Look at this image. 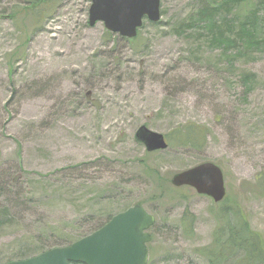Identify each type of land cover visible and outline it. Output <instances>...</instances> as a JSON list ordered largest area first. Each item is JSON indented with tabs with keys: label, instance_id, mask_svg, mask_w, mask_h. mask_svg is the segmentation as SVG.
Wrapping results in <instances>:
<instances>
[{
	"label": "rangeland",
	"instance_id": "obj_1",
	"mask_svg": "<svg viewBox=\"0 0 264 264\" xmlns=\"http://www.w3.org/2000/svg\"><path fill=\"white\" fill-rule=\"evenodd\" d=\"M47 4L37 23L17 14L29 0H0V264L136 204L155 220L147 264H209L220 205L170 184L202 163L264 242V53L229 63L201 33L177 35L194 0H161L159 26L145 20L134 41L89 26L90 0ZM185 124L206 130L199 152L173 140ZM142 126L168 148L147 153Z\"/></svg>",
	"mask_w": 264,
	"mask_h": 264
},
{
	"label": "trees",
	"instance_id": "obj_2",
	"mask_svg": "<svg viewBox=\"0 0 264 264\" xmlns=\"http://www.w3.org/2000/svg\"><path fill=\"white\" fill-rule=\"evenodd\" d=\"M49 1L29 0V6L24 7L17 14L26 17L32 15V19L39 23L45 17L44 9L42 11L41 8L47 6ZM194 3L196 4L195 9L176 27L177 35L188 36L189 33H201L203 40L211 48L221 50L222 56L229 63L237 60V53H243V55L264 53L262 32L264 0H194ZM159 24L158 22L153 25L159 26ZM107 36L108 38L113 37L109 33ZM242 80L249 86L255 80V76L246 74ZM173 135V140L178 147L197 152L203 148L207 138L206 130L195 124L180 126L173 130ZM225 202L227 198L219 204L220 208L215 214L219 226L214 232L213 242L208 250L212 257H208L209 264H223L226 260H232V264H264V242L261 235L251 229L247 218L241 211L234 208L230 210L223 208ZM4 211L0 212V218L4 217ZM111 218L108 217L104 222H96L97 224L92 229L86 234H80L74 241L63 245L60 243L47 247L41 246L31 257L53 248L68 246L97 231ZM181 222L190 228L193 218L185 212ZM31 257L19 256L14 261ZM10 262L13 261L9 260L7 263Z\"/></svg>",
	"mask_w": 264,
	"mask_h": 264
},
{
	"label": "water",
	"instance_id": "obj_3",
	"mask_svg": "<svg viewBox=\"0 0 264 264\" xmlns=\"http://www.w3.org/2000/svg\"><path fill=\"white\" fill-rule=\"evenodd\" d=\"M88 24L102 23L105 30L131 40L142 27L143 20H160V0H90ZM136 142L147 153L164 151L168 145L164 136L140 127ZM174 188L188 187L199 196L220 203L226 196L223 173L212 163H202L174 174L170 179ZM154 218L136 204L111 218L94 233L61 248H53L35 257L8 264H146L148 230Z\"/></svg>",
	"mask_w": 264,
	"mask_h": 264
}]
</instances>
